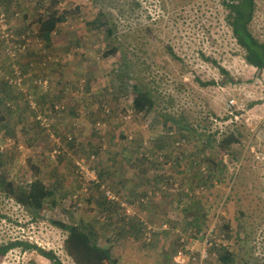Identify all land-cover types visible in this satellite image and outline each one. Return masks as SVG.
<instances>
[{"label":"rangeland","instance_id":"1","mask_svg":"<svg viewBox=\"0 0 264 264\" xmlns=\"http://www.w3.org/2000/svg\"><path fill=\"white\" fill-rule=\"evenodd\" d=\"M48 1L0 0L15 42L25 45L11 57L0 34V246L28 243L53 251L62 264H75L63 249L65 231L52 221L91 224L103 234L115 222H110L112 218L132 217L130 228L139 235L115 244L117 264H203L204 260V264H217L215 251L207 250L212 256L202 261L199 254L206 233L226 223L233 231L239 224L249 225L256 251L264 250V70L254 77L255 69L246 64L225 21L223 0H55L60 12L77 6L79 10L66 14L47 44L36 33V16ZM100 10L117 25L120 49L109 56L102 55L112 45L105 30L87 23ZM249 28L264 42V0H256ZM14 66L21 72L20 87L6 80ZM124 67L130 83L152 90L156 104L150 113H130L135 93L132 88L120 90L116 77ZM221 68L231 81L221 83ZM40 78L47 79V92L65 93L58 100L48 95L45 102ZM29 100L38 108H31ZM52 100L64 109L47 117L49 131H40L36 116H47ZM7 103L13 111L7 110ZM105 104L111 109L109 117L102 115ZM160 115L169 116L172 129H165L168 126H163ZM231 132L239 133L232 148L238 159L232 161L218 146ZM53 133L64 142L57 156L51 155ZM207 138L214 139L209 146ZM124 150L134 151V160L111 153ZM157 151L165 158L157 159ZM140 152L152 159L139 163ZM106 158L117 160L112 168L118 173L103 170ZM77 160L102 174L99 180L114 200L108 202L96 185L82 190L75 173ZM212 162L225 165V181L210 176ZM31 163L46 187L54 189L53 198L40 210L19 203L3 187L8 181L22 186L31 181ZM159 171L165 173L161 189H147L146 182L156 183ZM202 179L212 186H203ZM132 185H139V199L147 196L145 203L138 198L130 202L132 191L127 187ZM185 188L190 192L180 196ZM209 203L213 207L207 220L194 230L189 224L191 213L185 214L184 209L195 205L202 211ZM142 228H154L150 241L144 239ZM213 231L212 246L226 245L225 232ZM181 238L191 247L182 258ZM0 264L53 263L35 249L17 246Z\"/></svg>","mask_w":264,"mask_h":264},{"label":"trees","instance_id":"2","mask_svg":"<svg viewBox=\"0 0 264 264\" xmlns=\"http://www.w3.org/2000/svg\"><path fill=\"white\" fill-rule=\"evenodd\" d=\"M94 1L101 3V0ZM40 2L45 4L46 0H40ZM223 4L226 9L225 21L229 26L232 36L235 38L237 45L243 51V58L246 64L255 69L254 77H257L256 73L264 70V42L259 41L253 35L249 28L255 15L256 0H223ZM47 5V8H45L43 12L37 13L36 23L38 24V28L36 33L43 42L49 44L52 41V35L56 31L58 25L65 21L66 14L77 12L79 10V7L77 6L73 10L60 12L56 8L55 0H49L47 2ZM87 23L90 25V27H93L95 29L103 28L105 30V38L112 41V45H108L109 48H106L103 51L102 55L109 56L119 51L120 46L117 42L119 36L116 34L117 25L115 23V20L110 17L108 13L100 10L94 17V19L88 21ZM126 69V67H124V69H121L120 72L116 74V77L120 85V90H123L124 92L132 88L135 93L131 104L132 112L130 113H133L135 115L150 113L156 104L152 90L145 88V86L143 85L140 86V83L136 81L130 83L125 71ZM221 72L224 74L221 83L223 80L226 81V79L228 81H231V78L228 75L229 73H227L226 70L221 68ZM47 91L44 92L43 95H41V99L44 100L47 98ZM7 104V110L13 111V105L11 103ZM52 105L53 106L51 107L50 115L57 112L54 110V103ZM106 108L109 109V113H106ZM102 113L103 116L109 117L111 114L110 107H108L106 104L103 105ZM159 118L163 121V126L167 127L170 120L169 116L160 115ZM35 123L36 127H38L40 131L44 129L40 125V121L36 120ZM172 128L173 127L168 126L165 129ZM181 129L188 130L185 127H181ZM238 134L239 133L234 134L231 132L222 137L221 141L218 144L220 149L228 153L229 159L231 161L238 159L237 153L232 150L233 145L238 142ZM56 135L59 134L56 133ZM124 138L126 137L122 136V139ZM213 142L214 139H206L207 146H209ZM136 160H138L139 163H145L142 156L137 158ZM31 169L33 170L32 179L25 186L14 184L13 181H8L3 185V187L5 188V191L9 192V195L16 197V200L19 203L32 206L36 210H40L47 199L53 198L54 189L51 190L47 188L43 181L38 177V168L37 166H35V164L31 163ZM225 170V165L219 166L217 163L212 162L211 169L208 172L210 173V176H212L213 178L217 177L218 181L222 182L225 181V178L227 176ZM108 174L110 173L108 172ZM99 177L101 180H103L102 174L99 173ZM212 177H210V179ZM206 181L207 179H202L200 183H202L203 186L211 187L212 183L206 184ZM182 194L187 196L185 192L181 190L179 192V195L184 196ZM51 204L55 205V202L52 200ZM107 206L109 207L110 204L108 203ZM212 207L213 204L209 203L206 207L201 208L202 211H199L195 205H191V207L187 206V208L184 209L185 214L191 213L189 224L192 228H195L194 230H198L200 228L201 222H205L207 220ZM52 223L59 227L61 230L65 231L63 249L75 264H117L116 259L111 256L110 248L99 246L98 237L94 230L83 227L76 223L66 224L64 222L56 220L52 221ZM217 229L220 230L219 235L220 233L225 232L224 237L225 241L227 242L226 245H219V247L217 248V246L215 245V247L212 246L214 241L211 240L212 247L210 246L209 250L212 253L213 251H215L214 255L216 257L215 259L217 261V264H264V250L260 252L256 251V245H253V233L249 228V225L239 224L237 229L233 231L228 223L222 224L217 226V228L213 231L215 234H217ZM17 246L23 247L24 250L35 249L39 252L40 255L48 258L53 264H62L61 260L53 251H45L35 245H30L28 243H22L18 241L9 242L4 246H0V259L10 249ZM209 256H212V254L209 255L208 251V258ZM205 261L207 260H204L203 264Z\"/></svg>","mask_w":264,"mask_h":264},{"label":"built area","instance_id":"3","mask_svg":"<svg viewBox=\"0 0 264 264\" xmlns=\"http://www.w3.org/2000/svg\"><path fill=\"white\" fill-rule=\"evenodd\" d=\"M0 34H1V38L4 40V42L6 44V50H7L6 52L9 53L11 55V57H14L18 51L24 50L25 45H20V44H17L15 42V38L10 33L9 26L7 23V19H6V15L4 12H1V11H0ZM12 74H13L12 76H6V80H7L8 84L11 85L12 87H14V86L20 87L22 85V76H21V72L18 69V66L13 67V73ZM39 84L42 86V89L45 92L48 90L49 86H48V82H47L46 78H40ZM28 103L31 106V108H34V109L38 108L35 101L29 100ZM62 108H63V106H61L60 104H58V103L54 104V110L55 111H57V110L60 111V109H62ZM105 111H106V113H109L108 108H106ZM47 114L48 115L51 114V108L49 109ZM47 117L48 116H41V115L36 116V120L40 121V125L46 131L50 125ZM48 131H49V129H48ZM59 136L60 135H58V137H55L54 133L51 134V137L55 139V146L53 147L52 152H51L52 156H57L60 153V151L62 150V148L64 147L63 139L60 138ZM91 158L94 159V155H92ZM159 158H160V156H159ZM149 159H152V158L149 157ZM75 173H76V175H78V177L81 180L80 184H81V188L83 191H87L89 185H96V186H98V188H100V190L104 194V198L106 200L112 201L115 199V196L111 193L110 189L107 186H105L103 183L100 182L99 176H98V171L90 163L86 164L82 160H77L75 162ZM173 189H177L176 186H174ZM186 192H189V191L186 190ZM146 198H147V196H144L143 198H140L139 201L145 203ZM74 200H78V195H74ZM122 205H125V203H122ZM152 229H153L152 231H151V228H148L147 230L144 229L143 233H144V239L146 241H150V237H152V233L154 231V228H152ZM212 231H213V229L210 232L206 233V235L204 236V242L202 244V250L199 254L201 261L208 257L207 250H209V248L212 244V241H211V232ZM180 241L184 242L181 250L179 251V256H180V258H182L186 254V252L191 251V247L189 246L188 243H185L184 238H181ZM190 257L193 260L195 259V256H193V254H191Z\"/></svg>","mask_w":264,"mask_h":264},{"label":"crops","instance_id":"4","mask_svg":"<svg viewBox=\"0 0 264 264\" xmlns=\"http://www.w3.org/2000/svg\"><path fill=\"white\" fill-rule=\"evenodd\" d=\"M61 92V93H60ZM62 93H65L63 90L62 91H56L55 93H51V89H50V91L48 92V95L50 96V98H48V99H51V98H54V100H58L59 98H61L62 97ZM48 95H47V97H48ZM44 101L46 102V100L44 99ZM53 101V100H52ZM70 101H71V98L69 99L68 98V102L66 103V104H69L70 103ZM49 103V102H48ZM56 103H58V102H56ZM65 104V103H64ZM67 107H68V105H67ZM72 108H75V106L74 107H72ZM111 153H114L113 154V156L115 157V158H117L118 156H119V154H122V156H121V159L122 158H125V160H130V161H132V160H134L133 159V154H135L134 153V151H129V150H124V151H112ZM119 153V154H118ZM142 153L143 152H140V156H142L143 158H144V161H146L147 162V157H148V159H149V157H151L152 158V156H150V155H142ZM143 154H146V153H143ZM156 156H157V159H158V157H159V155H162L163 156V158H165V156H164V154L161 152V151H157L156 153ZM107 160H108V158H106ZM151 160V159H150ZM116 161L117 160H112V161H110V160H108L107 161V163H106V165H105V168L103 169L104 171H107V172H109L110 171V169L112 168V164L113 163H116ZM136 161H138V160H136ZM168 163V162H167ZM172 164H174L173 162H171ZM112 169H114V168H112ZM126 170L125 171H128V169L127 168H125ZM161 171H163V169L161 170ZM161 171H159V172H157V174L155 175V177H157V179H155L154 178V180L153 181H156V183H154V182H151V181H147L146 183H149L148 185H147V189H161V185L163 184L162 182H160L161 181V179H162V177L161 176H163L165 173L164 172H161ZM114 172L115 173H118L119 171H116L115 169H114ZM121 172H124L123 170H121ZM132 174H133V177H135V178H137V173L136 172H131ZM135 174V175H134ZM167 176V175H166ZM113 184V183H112ZM140 185H141V183H140ZM80 186H81V184H80ZM133 186V185H132ZM130 187V188H128L127 187V189L129 190H131L132 192H130V194H129V196H131V198L129 199L130 200V202H136L137 200L139 201V196H137L138 194H137V192H138V187H139V185L138 186H133V187ZM163 187V186H162ZM146 189V190H147ZM186 190H188L187 188H185V194L187 195L189 192H186ZM142 192H144V191H141L140 193H142ZM139 193V194H140ZM134 198H135V200H134ZM136 198H138L137 200H136ZM106 201V200H105ZM109 202V201H108ZM131 205V204H130ZM131 219H132V217H124L123 218V220H117L116 218H112L111 220H110V222H113L114 220H115V222H113L112 223V226L111 227H106L105 229H109L108 230V232H104L103 234L101 233V232H98L97 233V230H96V228L94 227V226H92L91 224H86V226H87V228H89V229H92V230H94V232H96V234H97V237H98V244H99V246H101V247H105V248H110V251H111V256L112 257H114V259L116 258L117 260H118V257L116 256V255H114V251H113V248L115 247V244H120V243H122V242H124L127 238H135V236H136V234H138L139 235V232L137 231V230H135L136 231V233L134 232V230H131V228H130V225H131V223H134V221H132V222H130L131 221ZM107 220V219H106ZM163 225H165V228L167 227V225L166 224H163ZM105 231V230H104ZM98 234H100V235H98ZM142 235H143V228H142ZM132 236V237H131ZM180 238V237H179ZM102 240H104V243L102 242ZM186 243V242H185ZM188 244H189V242H187ZM183 246V245H182ZM114 255V256H113ZM116 260V261H117ZM133 263V262H132Z\"/></svg>","mask_w":264,"mask_h":264}]
</instances>
